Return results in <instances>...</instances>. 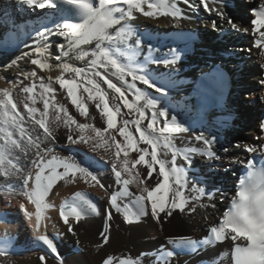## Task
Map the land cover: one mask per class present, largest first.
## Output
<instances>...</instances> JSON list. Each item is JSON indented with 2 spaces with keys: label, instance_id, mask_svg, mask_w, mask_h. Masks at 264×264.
Wrapping results in <instances>:
<instances>
[{
  "label": "snow or ice",
  "instance_id": "snow-or-ice-1",
  "mask_svg": "<svg viewBox=\"0 0 264 264\" xmlns=\"http://www.w3.org/2000/svg\"><path fill=\"white\" fill-rule=\"evenodd\" d=\"M125 2L132 4L145 17H153L159 13L162 17H172L176 20L186 16L178 5L182 3L191 10L198 2L205 11L214 13L220 19H227L233 30L242 34L249 32V28H242L230 18H225L222 9L210 7L207 0H154V2L125 0ZM25 3L38 9L53 6V0H25ZM64 3L77 8L83 17L82 21L66 22L54 30H43L38 34L39 40L31 52L22 53L5 66L6 70L16 68L19 60L28 58L31 65L51 73L54 66L48 62L50 46L47 40L55 35L67 41L66 44L56 45L59 55L55 59L60 62L55 65V70H58L59 74L48 75L45 78L38 76L35 70L29 72L17 69L15 82H12L10 87L0 88V177L6 181L13 178L19 180L21 192L11 193L9 196L15 195L20 198L18 208L28 227L55 258L59 254L52 236L63 235L64 232L57 228L56 223H52L53 234L48 233L47 221H50L51 217L46 213L48 209L56 207L49 203V199L58 181L75 183L82 180L91 187L106 191L107 207L103 210V225L99 230L103 246H107L111 241L114 213L122 214L125 223H132L133 219L140 222L142 218L150 216L157 224H161V214L171 218L176 211L187 210L195 213L197 207L205 209L209 207L201 202L203 198L214 199V194L187 181L179 167L178 161L182 159V155L177 151L176 143L177 134L183 130L168 123L167 114L162 110L158 111L151 101L144 102L143 97L136 93V82L139 81L154 90L159 89H156L144 75L122 66L101 46L102 41L124 36L122 31L116 30L120 21L113 16L110 9L115 0H98L95 5L91 0H64ZM144 3H147L149 11H144ZM251 12L253 18L250 21V31L255 37L253 47L260 49L259 55L264 58V0H260L258 6L251 9ZM114 27L115 35L109 34V29ZM216 27L217 22L213 21V30ZM93 41L96 42L95 51L89 52L82 48ZM71 55L78 61H86L87 68L64 62L63 58ZM33 56L36 58H32ZM260 65L261 72L257 82L260 88L264 89V63ZM109 67L113 70L112 76L128 89L134 90L131 100L128 99L123 87L117 86L108 78L106 73ZM99 68L105 71L102 73L98 71ZM129 77L131 83L127 79ZM37 79L39 92L36 91ZM100 81L107 86V90L101 86ZM54 85L59 86V90H62L59 91V95L61 97L66 95L67 101L80 117L87 118L88 104L89 102L94 104L103 126L79 122L69 113L66 104L57 98L58 89ZM14 93H18L22 98L14 99ZM259 98L264 101V92ZM38 102L43 106L42 111L37 107ZM19 104L23 105L22 111ZM121 105L126 111L122 110ZM146 110H151V118L147 120L145 128L142 121L146 118ZM158 118H164L162 128L157 127ZM132 125L135 126V133L130 130ZM61 126L67 130L66 140L69 145H84L92 153H101L99 160L89 163L99 166L100 161H103L104 165H110L111 175L118 190L109 191L101 176L90 170V166H84L75 160H65L53 154L58 139L56 130ZM258 127L264 132V115L259 119ZM117 134L121 139H117ZM200 139L196 138L198 141ZM141 143L145 146L140 147ZM203 144L208 146V141H203ZM236 147H241L251 154L260 152L261 166L257 167L254 159L247 161V175L240 180L241 192L238 195L241 199L233 198L231 210L225 212L218 224L209 228V232L217 243H230V264H264V142L259 148L247 143ZM17 151L24 157L32 155L34 174L32 172L26 174L24 168L17 163L13 156ZM130 151L135 152V158L129 157ZM223 151L226 152L227 149ZM205 155L211 157L214 154L206 147ZM138 165H142L143 168L137 170ZM144 169L146 176L143 175ZM145 179L150 183L154 180L155 186L145 185ZM130 185H135L139 190L138 194L130 190ZM87 194L76 191L70 199L59 205V221H62L66 231L74 236L76 235L74 222L78 224L87 217L101 215L96 204L87 198ZM125 199L129 202L122 203ZM28 204L34 206V211L28 209ZM42 219L46 221L43 225ZM168 240L189 245L197 243L188 237H169ZM202 242L206 244L207 240ZM257 253L259 255H256ZM168 255L172 256L173 253L170 252ZM0 256L6 254L0 252ZM39 260L41 264H47L46 255H40ZM102 264L117 262L113 256L107 255ZM119 264L139 262L132 258H123L119 260Z\"/></svg>",
  "mask_w": 264,
  "mask_h": 264
},
{
  "label": "bare ground",
  "instance_id": "bare-ground-1",
  "mask_svg": "<svg viewBox=\"0 0 264 264\" xmlns=\"http://www.w3.org/2000/svg\"><path fill=\"white\" fill-rule=\"evenodd\" d=\"M91 2L95 5L98 0H91ZM259 2L260 0H207L210 7L222 9L225 18H230L242 28H249L247 34H242L240 31L233 30L227 23V19H220L214 13L205 11L198 2L191 10L182 3L178 5L186 16L181 20H176L172 17H162L159 13L153 17H145L142 12L137 11L125 0H115L110 9L113 16L120 21L116 30L122 31L124 36L100 42L101 46L118 63L144 75L156 86V89H159V91L154 90L139 81L136 82V93L143 97L144 102L151 101L158 111L162 110L167 114L168 123L183 130L177 134L178 140L176 141L177 151L182 155V159L178 161L179 165L190 184H196L198 175L188 174L187 169L198 167L199 175L205 176L201 187L214 194V199L208 200L205 197L201 202L209 207L206 209L197 207L195 213L187 210L176 211L171 218L161 214V224H157L150 216L142 218L140 222L133 219L132 223H125L122 214L114 213L111 241L107 246H103L99 230L103 225V210L107 207L106 191L91 187L82 180H77L75 183L58 181L50 194L49 203L56 205L63 195L78 188H88L95 195V202L99 206L101 215L87 217L78 224L74 222L76 232L74 236L68 233L62 221H59L57 205L55 208L48 209L47 215L51 217L53 223L57 224V228L64 232L57 242L59 255L55 258L36 249L28 250V245L24 243L26 242L25 237L29 234L27 229L23 230L24 233L17 234V238L15 233L7 235L3 231L4 223L1 220L7 214L4 205L7 209L11 203H16L15 198L9 194L20 193L21 183L18 179L13 178L6 181L0 177V252L6 254V256H0V264H41L39 257L42 254L46 255L47 264H102V260L107 255L113 256L115 260L130 257L142 264H230L231 245L228 242L216 243L206 251H197L191 256L177 257L170 263L159 262L157 256L160 251L177 242H169V237H188L196 241L205 235L211 226L218 224L225 204L232 194L228 180L233 177L238 164L250 154L236 145L247 143L259 148L264 142L262 139L264 132H261L258 127L259 119L264 115V101L259 98L264 89L260 88L257 82L261 72L260 64L264 63V58L259 55L260 49L253 47L255 37L250 31V21L253 18L251 9L256 8ZM143 8L144 11H149L147 3L143 4ZM32 19H36V22H32ZM81 21L82 19L79 21L66 20L63 16L52 13L48 8L38 9L29 6L25 0H0V88L10 87L11 83L15 82L17 69L29 72L35 70L38 76L45 78L48 75L59 74L58 70H55V65L60 62L55 59L59 55L56 45L66 44L67 41L55 35L47 40L50 46L48 62L54 66L51 73L31 65L28 58L19 60L16 68L6 70L5 66L22 53L31 52L32 47L39 40L38 34L43 30H54L63 23ZM213 21L217 22L215 30L212 28ZM20 27L23 28L24 35L14 40L12 32ZM206 29L207 33H205ZM178 31H186L189 36L197 34L199 42L196 44L194 41H186L169 45V38H165L172 32ZM220 31L224 32L220 34ZM109 34L115 35V27L109 29ZM139 39L140 43H138ZM191 44H194V47L190 48ZM95 45L96 42L93 41L89 45H83L82 48L92 52L96 50ZM173 49L177 50L175 55L163 58L165 53ZM222 52H226L228 57L222 55ZM63 60L75 66L87 68V62L76 60L74 55L63 58ZM218 61L228 62L230 68L229 79L222 90L229 92L227 102L222 101L220 107L210 111L200 120L188 121L193 116V104L188 97L193 87V78ZM98 71L103 73L105 70L99 68ZM112 71L109 67L106 73L108 78L112 79L117 86L123 87L128 99L131 100L134 90L122 85L121 81L111 75ZM244 71L247 72L246 75ZM242 75L245 76L242 77ZM65 77L67 78V74ZM127 79L131 83V78ZM228 82L230 83L227 84ZM35 83L37 84L36 91L39 92V80L37 79ZM100 83L107 90L103 81ZM54 87L58 89L57 98L66 104L69 113L74 115L79 122L93 123L98 127L103 126V121L94 104L89 102L87 118L80 117L71 103L67 101L66 95L64 97L59 95V91H62L59 90V86L54 85ZM247 97L259 99V103L255 107L248 106L245 100ZM21 98V95L14 93V99L20 100ZM233 100L238 102L237 116L231 111ZM19 107L22 111L23 105L19 104ZM37 107L43 110L39 102ZM121 108L126 111L122 105ZM149 118H151V110H146V118L142 121L143 127H147ZM163 119L158 118L157 127H163ZM130 130L135 133V126H130ZM56 131L58 139L53 154L65 160H75L84 166H90V170L96 171L101 176L102 182L109 191L118 189L111 175L110 165H104L103 161H100L99 166L89 163L99 160L101 153H92L84 145H75L77 151L71 154L69 151L72 145H69L66 140L67 130L61 126ZM197 137L201 139L198 141ZM117 139H121L118 134ZM203 141H208V146L204 145ZM58 145H62V148H58ZM139 146L144 147L145 145L141 143ZM206 147L214 154L213 156L206 157ZM224 149L227 151H223ZM135 155V152H129L130 158H135ZM13 156L24 168L26 174L28 172L34 174L35 168L31 164L33 158L31 154L29 157H24L17 151L13 153ZM190 161L192 163H189ZM225 167L229 169L224 172ZM141 168H143L142 165L137 166V170ZM143 175L146 176V169ZM145 185L154 187L155 181L150 183L148 179H145ZM130 187L131 191L138 194L139 190L135 185H130ZM15 212L18 215V211ZM224 253H229V255H222Z\"/></svg>",
  "mask_w": 264,
  "mask_h": 264
},
{
  "label": "rangeland",
  "instance_id": "rangeland-1",
  "mask_svg": "<svg viewBox=\"0 0 264 264\" xmlns=\"http://www.w3.org/2000/svg\"><path fill=\"white\" fill-rule=\"evenodd\" d=\"M205 33H207V29H206V31H205ZM221 59V58H220ZM246 73L247 72H245L244 71V74L246 75ZM245 75H242V77L243 76H245ZM252 99H255L256 100V104H252L251 102H250V100H252ZM245 100H246V105H248V106H253V107H255L258 103H259V99H257V98H249V97H247V98H245ZM244 100V101H245ZM234 102H233V105H232V107H231V111H232V113H234V115H238V112H237V109H238V102L236 101V100H233ZM236 107V108H235ZM233 109V110H232ZM4 209H6V207H5V205H4ZM27 240V239H26Z\"/></svg>",
  "mask_w": 264,
  "mask_h": 264
},
{
  "label": "clouds",
  "instance_id": "clouds-1",
  "mask_svg": "<svg viewBox=\"0 0 264 264\" xmlns=\"http://www.w3.org/2000/svg\"><path fill=\"white\" fill-rule=\"evenodd\" d=\"M246 175H247V170H246V172L243 173L242 176L238 179L236 190H235V192H234V194H233V196L231 197V200H230V207H229L228 210H225V211L223 212V214H224L225 212H229V211L231 210V205H232V200H233V198H235V199H237V200H240V199H241V197L238 195V193L241 192L240 180H241L242 177H245ZM256 255H259V253H257Z\"/></svg>",
  "mask_w": 264,
  "mask_h": 264
}]
</instances>
